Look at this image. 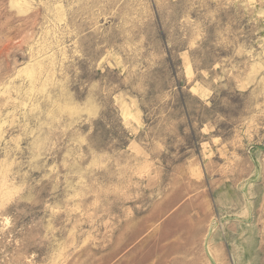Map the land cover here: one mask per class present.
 I'll use <instances>...</instances> for the list:
<instances>
[{
  "label": "rangeland",
  "instance_id": "1",
  "mask_svg": "<svg viewBox=\"0 0 264 264\" xmlns=\"http://www.w3.org/2000/svg\"><path fill=\"white\" fill-rule=\"evenodd\" d=\"M0 264H264V0H0Z\"/></svg>",
  "mask_w": 264,
  "mask_h": 264
}]
</instances>
